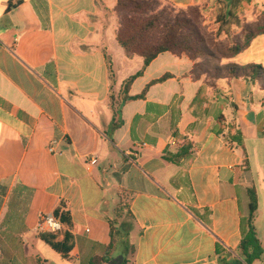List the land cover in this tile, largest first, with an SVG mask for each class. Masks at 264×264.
Returning <instances> with one entry per match:
<instances>
[{
  "label": "crops",
  "instance_id": "obj_1",
  "mask_svg": "<svg viewBox=\"0 0 264 264\" xmlns=\"http://www.w3.org/2000/svg\"><path fill=\"white\" fill-rule=\"evenodd\" d=\"M165 1L185 9L232 0ZM115 4L0 0V264H87L111 241L123 198L133 249L121 264H219V249L238 259L249 189L263 250L252 264H264L255 226L264 215V90L238 78L211 92L189 76L191 60L170 52L124 89L143 58L118 44ZM232 61L264 68V35ZM61 201L69 258L34 228Z\"/></svg>",
  "mask_w": 264,
  "mask_h": 264
},
{
  "label": "trees",
  "instance_id": "obj_2",
  "mask_svg": "<svg viewBox=\"0 0 264 264\" xmlns=\"http://www.w3.org/2000/svg\"><path fill=\"white\" fill-rule=\"evenodd\" d=\"M240 2L247 3L248 1L240 0ZM156 3L157 0H116L113 8V12L117 18L115 37L118 44L122 47L126 57L139 56L143 58L141 71L126 81L124 89L138 74L142 73V70L153 59L163 52H170L175 56H185L191 60L193 66L189 72V76L193 80L201 79V75L204 74L202 67L197 65L198 60L214 56L207 45L206 38L201 34L194 19L183 15L188 10L194 11L197 15L206 5L182 9L176 8L166 2L172 9L158 10ZM215 3L221 4L224 9L223 14L218 17L221 23H227V21L229 22L235 16V0H232L228 6L219 1H215ZM262 14L264 20V11ZM262 35H264V25L255 29L243 27L242 37L239 41H235L234 39L228 41V45H226L225 51L222 53V59H227L229 62L222 65V67L214 69L219 76L217 80L225 79L229 81L243 78L257 82L260 88L264 90V68L262 65L254 63L238 65L232 61L250 46L254 38ZM160 80L162 79L158 81ZM203 84L211 92L217 90L216 81L208 84L206 79H204ZM124 99H127V97ZM247 195L249 198L248 230L243 234L234 252L238 259H235L232 253H227L226 255L224 251L222 252L219 249V264H232L230 259H234V262L236 260L235 264H252L263 254L260 242L252 226V221L257 210L256 192L254 189H249ZM125 199H120L117 204L116 216L113 219V225L115 226H111L110 232L111 241L104 248L100 256L92 257L87 264H108L114 256L118 255H122L124 259L129 249H133V246L129 244L133 219L128 210L127 199L126 207L125 203H123ZM124 208L130 218L129 222L119 220ZM53 215L60 221L62 225L61 230L54 233H41L39 238L64 258H69V252L74 246V237L72 234L71 217L62 201L53 210Z\"/></svg>",
  "mask_w": 264,
  "mask_h": 264
},
{
  "label": "rangeland",
  "instance_id": "obj_3",
  "mask_svg": "<svg viewBox=\"0 0 264 264\" xmlns=\"http://www.w3.org/2000/svg\"><path fill=\"white\" fill-rule=\"evenodd\" d=\"M238 1V0H237ZM246 1V0H244ZM248 1V0H247ZM156 7L158 10L161 9H172V7L163 0H157ZM263 11L264 7H253L249 3L245 2H235L234 17L227 21V23H221L219 16L223 14L224 9L221 4L211 3L206 5V7L197 13L194 11H185L183 15L189 16L194 19L198 28L200 29L201 34L206 38L207 45L210 51L214 56L204 57L198 60V64L203 69L201 79H206L208 84L216 81L217 83L219 77L217 72L214 71L217 67H222L225 63H228L229 60L222 59V53L225 51L228 41H239L242 37L243 27H251L253 29L264 25L263 20ZM169 12V11H168ZM247 64V63H246ZM260 64V63H257ZM245 65V64H243ZM86 160V159H85ZM126 207V199L123 202ZM119 220L130 221L129 216L124 208ZM259 234L262 237L264 242V215L259 214V217L255 224ZM119 256V255H118Z\"/></svg>",
  "mask_w": 264,
  "mask_h": 264
},
{
  "label": "built area",
  "instance_id": "obj_4",
  "mask_svg": "<svg viewBox=\"0 0 264 264\" xmlns=\"http://www.w3.org/2000/svg\"><path fill=\"white\" fill-rule=\"evenodd\" d=\"M49 150L52 151V146L49 147ZM95 159L91 160V163H95ZM60 221L53 215V213H41L38 216V221L35 225V231L37 233H54L61 230Z\"/></svg>",
  "mask_w": 264,
  "mask_h": 264
},
{
  "label": "water",
  "instance_id": "obj_5",
  "mask_svg": "<svg viewBox=\"0 0 264 264\" xmlns=\"http://www.w3.org/2000/svg\"><path fill=\"white\" fill-rule=\"evenodd\" d=\"M122 260H123V256L122 255H119V256L113 258L112 260H110L108 262V264H121L122 263Z\"/></svg>",
  "mask_w": 264,
  "mask_h": 264
}]
</instances>
